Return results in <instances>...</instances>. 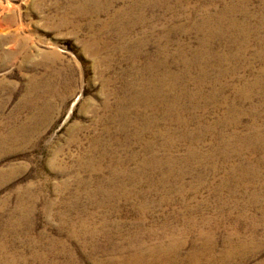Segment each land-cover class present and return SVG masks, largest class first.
<instances>
[{
  "label": "rangeland",
  "instance_id": "rangeland-1",
  "mask_svg": "<svg viewBox=\"0 0 264 264\" xmlns=\"http://www.w3.org/2000/svg\"><path fill=\"white\" fill-rule=\"evenodd\" d=\"M168 74L185 129L145 107L158 75L174 101ZM121 100L135 101L126 130ZM253 128L264 135V0H0V264H125L127 247L171 235L179 249L157 264H264V164L244 186L230 172ZM146 141L163 162L140 171Z\"/></svg>",
  "mask_w": 264,
  "mask_h": 264
},
{
  "label": "bare ground",
  "instance_id": "bare-ground-1",
  "mask_svg": "<svg viewBox=\"0 0 264 264\" xmlns=\"http://www.w3.org/2000/svg\"><path fill=\"white\" fill-rule=\"evenodd\" d=\"M229 27H230V25H229ZM212 35L214 36V32L212 33ZM163 66L164 65L162 64V62L161 63L158 62L155 64L149 63L145 67V70H149V71L153 72L154 70H160ZM185 70H189L188 66H186ZM179 77H180V75H177V74H168L165 77V79L168 78L169 80H171V85L173 86V90L176 92L175 95L172 93L173 98L170 99V100H174V101L168 102L165 99V96H166L165 93L160 90L161 83H162V80L164 79V77H163V75H158V77L155 78L156 81L158 82V88H156L153 92H155L156 95L159 96V99L158 100H145V107H146V109H150V108H153V109L158 108L159 109L160 108V109H162V111L164 113H168V114L171 113L173 110L179 111L178 116L176 117V121H178L180 126L183 127V129H185L186 126H188L189 120L187 118L183 117L184 108L182 106H180V102L178 103V99H180V97H179L180 95H179V92H177L175 81H177ZM134 103H135L134 100H121V104H119V110L118 111L122 115L121 116L122 126H120L122 130H126L130 125L131 113L136 108V107H133ZM105 106L106 107L108 106L107 101L105 102ZM115 116L118 117V114L113 113L109 117V119H111L112 121L113 120L115 121L117 118ZM152 123H155L154 119L147 120L146 123L143 125V128L140 130V132H144V130H147V129L149 130L152 127L151 126ZM228 124H230L232 126H237L238 121L234 120V119L229 120ZM195 130H196L195 131L196 134L192 133V135H190L186 132L183 134L184 136L188 137L187 139H189L191 142H194V143H196V139L199 135V132L201 131V127H197ZM253 130L255 131V133H253V134L247 135L246 137L240 136V140L242 141L241 145L235 150V154L239 157V161L236 164H230V167H231L230 172L231 173L233 171H235L236 169H241V171H242L241 176L238 178L239 186H241V185L244 186L245 184H247V181H246L247 175H248L247 172H248L249 164L252 163L251 161L254 160L257 165L264 164V160L254 158V156L256 154L264 153V135L261 134L260 130L258 131V128H253ZM158 135H160V132H158V131L153 133V137H156ZM167 138H168V141L166 144V147H167L166 150L168 151V153H170V151L173 149L174 141H173V139H172L173 137L171 135H168ZM250 138H252L255 141H258L260 143H254L253 144L252 141L250 142V140H249ZM156 149H157V147H155V144L153 141H146L145 142L144 147H143V152L145 154H149V156L144 157L143 161L141 162V164L139 166L140 171H144L145 169L155 170V169H158L161 167V163L163 162V160L161 158H159V156H158L159 154H158V151ZM215 151L216 150L213 148L209 152V154H208L209 158L214 154ZM221 153H223V157L225 158V160L229 161V158H228L229 152L227 153L225 150H222ZM137 155L138 154H136V153L133 154L132 158L133 159L136 158ZM197 155L200 156V152L197 149V147L190 146L189 150H188V154L185 157V160L190 161L191 159H193ZM166 161H168L170 163H175L174 155H168V157L166 158ZM204 245H206V243H204ZM180 246H182V245L180 244ZM117 248H118V246H114L113 250H116ZM127 248H128V253L130 254V256L128 258L123 259L125 264H157L158 260L160 259V255L157 257V254H156L157 252L163 254V259L165 257V258H167L166 259L167 262H169V257L171 255H174V253H176L178 251L179 244H178V242H176L174 240V236L171 235L169 244L167 246H163L162 244H160L156 247L147 248L146 250H144L143 247L130 246ZM113 250H111V251H113ZM228 255H230V254H228ZM149 257L152 258L150 261L147 260V258H149ZM197 257H198V255L196 254V252L193 254H190V256H189L190 259H196ZM167 262L165 264H167Z\"/></svg>",
  "mask_w": 264,
  "mask_h": 264
}]
</instances>
